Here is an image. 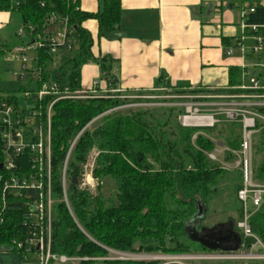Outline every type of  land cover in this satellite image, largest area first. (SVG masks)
I'll list each match as a JSON object with an SVG mask.
<instances>
[{
	"label": "trees",
	"instance_id": "16d2710c",
	"mask_svg": "<svg viewBox=\"0 0 264 264\" xmlns=\"http://www.w3.org/2000/svg\"><path fill=\"white\" fill-rule=\"evenodd\" d=\"M243 3L244 0L239 2L240 12ZM254 7L247 23L262 26L264 6L255 4ZM0 11L15 13L31 45L35 42L42 45L33 51V61L26 71L36 80L32 78L20 92L35 93L45 83L68 87L71 93L80 92L82 70L89 63L98 65L100 79L108 84L106 94L63 99L52 107L53 252L84 259L76 264H159L110 261L107 260L109 251L130 254L208 252L189 240L184 224L196 214L198 204L204 205L208 213L214 201L225 193L223 185L232 193L223 204L224 211L240 212L237 193L241 174L210 161L206 153L214 151L218 143L238 149L241 125L222 124L225 134L223 131L219 135L221 140L215 142L210 134L202 133V129L181 125L183 108L157 107L130 111L128 115L118 112L104 116L88 130L86 127L94 119L124 103L116 99L120 95L116 92L117 78L113 74L116 60L110 56H94V38L84 23L90 20L98 23L99 40L119 38L122 0H98L95 13L81 10L80 0H0ZM65 26L71 48L57 46L53 53L51 38ZM55 61L57 66L52 67ZM241 73L238 68L229 71V87L241 85ZM155 89L158 95L169 96L231 91L191 90L189 86H173L164 77L159 78ZM7 96L17 99L15 94ZM52 100L53 96H47L40 104V116L35 121L40 131L46 130L47 109ZM36 106L38 109L39 105ZM259 111L264 115V109ZM257 124L259 132L253 138L254 172L255 179L264 183V123L258 121ZM1 131L0 127V202L5 172ZM94 150L98 153L93 170L99 183L96 195L83 187L84 166ZM232 159L230 154L225 157L226 161ZM22 161L25 162V158ZM106 179L115 184V195L108 199L100 194ZM8 202L14 208H10V220L2 233L6 243L11 242L22 226L19 208L26 200L10 196ZM232 218L235 219L229 216L226 221ZM250 226L264 244V202L252 215ZM11 258L16 256L11 255Z\"/></svg>",
	"mask_w": 264,
	"mask_h": 264
},
{
	"label": "built area",
	"instance_id": "2783aa9c",
	"mask_svg": "<svg viewBox=\"0 0 264 264\" xmlns=\"http://www.w3.org/2000/svg\"><path fill=\"white\" fill-rule=\"evenodd\" d=\"M255 4L254 0H244L240 12L241 37L236 40V43L243 60L241 85L229 88L231 91L226 93L189 94L190 97H186V94L171 95L192 102L187 110L183 108L184 114L180 117L183 127L214 128L219 123V118L216 119L219 114L211 113V116L202 114L201 112L205 110L202 108L205 105L222 106L221 116L226 117L232 123L241 125L238 149L223 147L218 143L214 151L206 153L210 161L220 164L228 171H237L241 174V186L237 193L241 204V220H236L235 223V230L242 238L241 247L235 252L209 250L188 254H136L138 261L158 262L159 264H264V244L253 233L250 226L252 215L264 202V183L255 179L253 163V138L259 132L257 122L264 123V115L259 111L264 109V25L247 23L248 14L254 12ZM24 33L25 28L22 27L19 34ZM247 39L253 41V45L249 48L245 45ZM51 42L53 53L57 46L71 48L66 26L54 38H51ZM41 46V42H35L31 46H21L14 52V59L22 64L23 75L26 74L28 64L33 61V58H28L27 52H33ZM248 49L250 54L257 58L251 70H248L249 67L245 64ZM234 50V48H228L226 55L232 56ZM202 94L209 98H205ZM88 95L82 91L71 93L68 87L45 83L35 93L24 92L25 104L27 105L28 100H34L35 103L31 108H25L20 106L18 96L15 100L0 94L1 142L5 158L2 165L5 172L2 178L0 202V264H76L84 260L57 255L53 252L51 117L52 107L56 102L63 99H85ZM47 96H53V100L47 109L46 130L40 131V125L35 121L40 116V104ZM205 99L212 101L209 102L212 104L204 103ZM36 104L39 105L38 109ZM176 105L181 106L180 103ZM185 118H193L201 122L200 124L186 123ZM193 139H196V135ZM227 154L233 158L231 161L225 160ZM24 158L25 162L22 161ZM10 196L24 198L26 202H23L19 208L22 215V226L11 242L6 243L3 241L2 233L10 220L8 218L10 208H14L9 205ZM65 201L67 202L66 198ZM249 203L252 205V210H249ZM116 253L121 256L130 254ZM11 255L16 258H11ZM6 256L7 259L4 258ZM121 260L131 261L123 257Z\"/></svg>",
	"mask_w": 264,
	"mask_h": 264
},
{
	"label": "crops",
	"instance_id": "0c3cea01",
	"mask_svg": "<svg viewBox=\"0 0 264 264\" xmlns=\"http://www.w3.org/2000/svg\"><path fill=\"white\" fill-rule=\"evenodd\" d=\"M80 7L85 12L95 13L98 0H80ZM122 9L121 34L117 39L99 40L98 23L93 20L84 23L94 38V56H110L116 60L113 68L117 78L116 92H155L161 77L173 86H189L191 90L222 91L231 88L229 71L232 68L241 70L243 65L236 43L241 37L238 1L122 0ZM18 22L19 17L15 13L0 11V94L3 95L15 94L9 90L10 77L4 62L14 59L16 49L32 44L30 41L14 47L9 45L15 43L14 39L26 36L18 34L21 29ZM245 45L249 48L253 41L247 39ZM228 48L235 49L232 56L226 55ZM245 60L248 70H251L257 58L248 49ZM19 63L20 80H23L30 73L23 75L22 64ZM100 76L97 64L85 65L82 92L93 95L109 92L108 84Z\"/></svg>",
	"mask_w": 264,
	"mask_h": 264
},
{
	"label": "rangeland",
	"instance_id": "374dc122",
	"mask_svg": "<svg viewBox=\"0 0 264 264\" xmlns=\"http://www.w3.org/2000/svg\"><path fill=\"white\" fill-rule=\"evenodd\" d=\"M256 4L262 5V4H264V0H259V2H257ZM18 24H19V22H18ZM14 40H15L14 41L15 43L9 44L11 47L20 45V44H22V42H25L26 44L30 43V38H26V36H23L20 39L16 38ZM12 50H14V48H12ZM11 56H13V54ZM27 56H28V58H32L33 52L28 51ZM51 66L56 67L57 62L55 61V63ZM29 67H30V64H28V68ZM4 68L7 71L8 76L10 77V79L8 80L9 90L14 92L15 95L18 96L20 106L25 107V108H31L32 106H34V104H35L34 100H28L27 105L25 104L24 93L20 92V89H21V86L22 87L27 86L29 81L32 78L34 80H36V77L32 76L31 74L30 75L26 74L24 76V79L20 80V78H21V76H20L21 75L20 74L21 66H20V63L14 59H10L8 62H4ZM14 73H16L18 76L16 77L14 75ZM197 90H199V91H206L207 90L208 91V89H205V88H199ZM157 92H159V91L157 90ZM157 92H155L152 95L150 93H139V94L120 93L119 97H116V99L123 102L124 104L122 106H118L117 108L112 109L110 111H107L106 113L100 115L99 117L94 119L86 127V129L92 130L96 126V124L98 123L99 119L103 118L104 116L116 114L118 112H124V114L128 115V112H130V111L136 112V111H140V110H150V109L157 108V107H174V106L177 107L178 106V105H176L177 103L181 104V106H178L179 108L181 107V108H184L185 110H187V108L190 107L192 104V102L188 99L180 98L177 96L158 95ZM202 95L205 98H209L205 94H202ZM185 96L190 97L189 94H186ZM205 100L206 101L204 103L207 102L206 104H212V103H209V102H212L209 99H205ZM240 101H243V100H240ZM214 103H221V102H214ZM203 109H205V110H203ZM202 110H203L201 112L202 114H208L209 116H211V113L219 114L217 117L215 116L216 119L219 118V123L216 124L214 128L202 129L203 130L202 133L207 134V135L210 134L209 136L215 142L221 140L219 135L223 134V131H224L222 124H236V123H232L231 121H229L226 117L221 116V114H223L222 106L205 105V106H203ZM224 134H225V131H224ZM220 145L223 147H228V146H224L221 143H220ZM219 149H220V147H219ZM97 156H98V153L96 150H94L91 153V155L89 156L88 162L84 166L85 175H84V179H83V182H84L83 187L87 188V190H89L91 192V194H93V195L98 194V186H99L98 181L93 176L95 159L97 158ZM223 188L225 189V193L223 194V196L220 199L214 201L211 209L207 213V218L203 222V225L212 227L218 223L225 222L229 216H233L235 218V220H237V221L241 220L240 212H237L234 210H232L230 212L224 211V207H223L224 205L223 204L226 203L227 199L229 198L228 196L232 197V193L230 190L227 189V187L225 185H223ZM100 194L106 199L113 197L115 195V184H114V182L109 180V179L104 180L102 182ZM248 205H249V210H252L251 203H249ZM121 257H123L124 259H127V260H131V261H138L136 254H128L127 256H121L114 251H109V257L107 260L122 261Z\"/></svg>",
	"mask_w": 264,
	"mask_h": 264
},
{
	"label": "water",
	"instance_id": "95a60500",
	"mask_svg": "<svg viewBox=\"0 0 264 264\" xmlns=\"http://www.w3.org/2000/svg\"><path fill=\"white\" fill-rule=\"evenodd\" d=\"M206 218L207 208L198 204L196 214L184 224L185 233L190 241L210 251L235 252L240 249L242 238L235 230V219L232 218L209 227L202 225Z\"/></svg>",
	"mask_w": 264,
	"mask_h": 264
},
{
	"label": "bare ground",
	"instance_id": "6f19581e",
	"mask_svg": "<svg viewBox=\"0 0 264 264\" xmlns=\"http://www.w3.org/2000/svg\"><path fill=\"white\" fill-rule=\"evenodd\" d=\"M184 121L186 123L200 124L201 121L193 119V118H185Z\"/></svg>",
	"mask_w": 264,
	"mask_h": 264
},
{
	"label": "flooded vegetation",
	"instance_id": "af4514ba",
	"mask_svg": "<svg viewBox=\"0 0 264 264\" xmlns=\"http://www.w3.org/2000/svg\"><path fill=\"white\" fill-rule=\"evenodd\" d=\"M202 225H203V223H202Z\"/></svg>",
	"mask_w": 264,
	"mask_h": 264
}]
</instances>
